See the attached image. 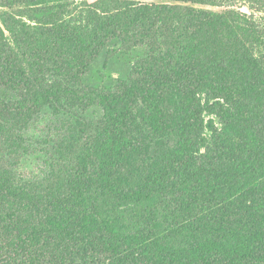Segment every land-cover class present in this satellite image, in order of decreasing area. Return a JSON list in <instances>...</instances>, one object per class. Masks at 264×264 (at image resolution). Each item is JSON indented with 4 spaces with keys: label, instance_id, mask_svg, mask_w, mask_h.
I'll use <instances>...</instances> for the list:
<instances>
[{
    "label": "trees",
    "instance_id": "obj_1",
    "mask_svg": "<svg viewBox=\"0 0 264 264\" xmlns=\"http://www.w3.org/2000/svg\"><path fill=\"white\" fill-rule=\"evenodd\" d=\"M163 1L0 0V91L17 96L0 141L29 153L45 108L103 112L55 138L43 180L0 169V264H264V0ZM115 43L147 54L86 85Z\"/></svg>",
    "mask_w": 264,
    "mask_h": 264
},
{
    "label": "rangeland",
    "instance_id": "obj_2",
    "mask_svg": "<svg viewBox=\"0 0 264 264\" xmlns=\"http://www.w3.org/2000/svg\"><path fill=\"white\" fill-rule=\"evenodd\" d=\"M149 1L167 3L163 0ZM82 4V1H78L74 5L76 18L84 8ZM227 5L237 11L253 14L252 4L248 0H229ZM4 11L5 9H0V14ZM260 16L264 18V12ZM111 50L114 53L104 51L91 65L89 73L84 78L86 85L111 90L118 80H126L135 62L147 54V48L144 47H137L129 52L123 51L119 43L113 44ZM16 97L13 93L0 91V99ZM102 115L99 107H93L84 114L77 110L61 115L55 114L50 108H45L24 132L29 153L23 151L12 153L4 142L0 141V169L11 171L20 182L43 180L51 172L55 138L73 125L77 117L97 119Z\"/></svg>",
    "mask_w": 264,
    "mask_h": 264
}]
</instances>
